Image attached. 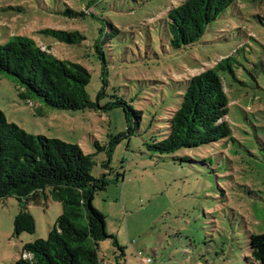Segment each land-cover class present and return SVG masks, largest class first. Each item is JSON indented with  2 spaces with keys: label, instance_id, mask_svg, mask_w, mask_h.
Instances as JSON below:
<instances>
[{
  "label": "rangeland",
  "instance_id": "rangeland-1",
  "mask_svg": "<svg viewBox=\"0 0 264 264\" xmlns=\"http://www.w3.org/2000/svg\"><path fill=\"white\" fill-rule=\"evenodd\" d=\"M181 1L0 0V42L27 35L90 73L87 93L96 109L24 102L14 81L1 76L0 110L29 134L78 144L93 156L92 175L109 178L92 203L116 244L99 241V264H251L249 236L264 232V0H236L196 42L173 49L167 10ZM66 8L89 13L65 17ZM46 28L76 29L84 38L58 42L39 33ZM229 56L233 71L220 75L231 137L173 154L149 151L146 144L164 133L178 107L183 81ZM119 99L138 112L129 110V122L114 104ZM119 135L105 167V148ZM27 207L35 230L15 235L18 201L0 199V264L46 239L62 210L54 200Z\"/></svg>",
  "mask_w": 264,
  "mask_h": 264
},
{
  "label": "trees",
  "instance_id": "trees-1",
  "mask_svg": "<svg viewBox=\"0 0 264 264\" xmlns=\"http://www.w3.org/2000/svg\"><path fill=\"white\" fill-rule=\"evenodd\" d=\"M235 2L182 0L169 8L166 27L170 47L180 49L196 42L207 25ZM85 13L89 11L66 8L62 14L74 17ZM39 33L68 44H78L84 38L76 29L46 28ZM94 46L102 59V52ZM231 61L232 56L225 57L183 81L178 107L164 120V133L154 135L146 144L149 151L173 154L181 148H195L231 137L226 119L229 101L220 75L225 70L232 73ZM1 76L14 81L24 102L38 99L45 106L60 110L96 109L98 104L87 93L90 73L83 65L58 58L51 45L42 46L27 35L12 34L0 42ZM114 104L122 107L128 122L129 110L138 114L122 99ZM133 131L128 125L127 135ZM120 137L105 148L108 160L103 166L108 167L112 144ZM93 165L92 154L84 153L78 144L29 134L8 122L0 110V199L13 196L18 201L14 234L35 230L27 207L29 202L46 205L54 200L62 206L47 238L24 244L20 258L12 264H99V241L111 237L116 244L115 238L106 233L104 215L92 203L95 194L106 188L109 178L106 174L94 177ZM249 249L251 264H264V232L250 234Z\"/></svg>",
  "mask_w": 264,
  "mask_h": 264
},
{
  "label": "built area",
  "instance_id": "built-area-1",
  "mask_svg": "<svg viewBox=\"0 0 264 264\" xmlns=\"http://www.w3.org/2000/svg\"><path fill=\"white\" fill-rule=\"evenodd\" d=\"M147 261H149V259H147Z\"/></svg>",
  "mask_w": 264,
  "mask_h": 264
}]
</instances>
